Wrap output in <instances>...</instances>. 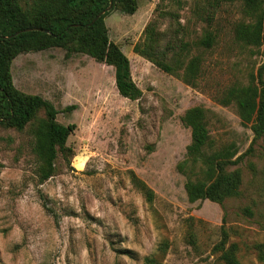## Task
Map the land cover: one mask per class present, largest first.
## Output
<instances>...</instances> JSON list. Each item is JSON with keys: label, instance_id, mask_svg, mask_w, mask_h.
Instances as JSON below:
<instances>
[{"label": "rangeland", "instance_id": "rangeland-1", "mask_svg": "<svg viewBox=\"0 0 264 264\" xmlns=\"http://www.w3.org/2000/svg\"><path fill=\"white\" fill-rule=\"evenodd\" d=\"M107 8L109 36L131 60L140 99L120 95L115 68L85 53L51 47L12 62L15 86L52 101L58 121L76 129L73 154L59 152L43 181L36 120L22 130L0 123V264H224L216 249L223 224L243 264H264V136L255 140L235 102L219 99L235 85L263 88L264 44L237 36L254 17L242 0H138L134 13L110 0ZM151 20L161 47L185 44L187 61L201 63L197 85L134 51ZM194 106L208 110L215 148L232 145L242 156L228 167L240 173V194L223 204L191 201L178 168L192 139L183 116Z\"/></svg>", "mask_w": 264, "mask_h": 264}, {"label": "trees", "instance_id": "trees-1", "mask_svg": "<svg viewBox=\"0 0 264 264\" xmlns=\"http://www.w3.org/2000/svg\"><path fill=\"white\" fill-rule=\"evenodd\" d=\"M110 0H0V123L24 129L36 120L34 152L41 160L38 171L41 180H46L56 171L59 152L73 154L68 138L76 124L65 125L58 121L55 104L39 94L19 90L14 83L11 65L22 52L41 51L61 47L71 53H85L99 62L115 68V82L123 97L140 99L142 89L132 77L131 60L123 49L109 36L105 17ZM123 10L134 13L138 0H113ZM246 12L254 21L241 24L237 36L247 44H264V0H242ZM212 34L205 36L203 44L210 46ZM177 47H179L177 49ZM185 44L160 45V33L156 21L145 27L144 39L137 42L134 51L156 64L166 72L177 74L186 82L198 84L201 63L195 57L187 61ZM262 74V73H260ZM263 88L254 85H235L219 97L223 103L235 102L244 124H249L254 139L264 136V80ZM75 105L65 108L71 111ZM43 111L44 116L38 118ZM183 121L191 127L192 139L186 157L179 162V171L185 175V188L191 201L210 199L223 204L226 198L240 194L241 176L238 171H229L230 165L240 161L232 145L215 148L209 128L208 110L194 106L186 111ZM252 148V147H251ZM250 148V149H251ZM209 149H212L209 151ZM264 150V148H263ZM149 199L152 190L137 179ZM223 239L216 245L224 264H243L235 242L228 244V231L222 225Z\"/></svg>", "mask_w": 264, "mask_h": 264}, {"label": "water", "instance_id": "water-1", "mask_svg": "<svg viewBox=\"0 0 264 264\" xmlns=\"http://www.w3.org/2000/svg\"><path fill=\"white\" fill-rule=\"evenodd\" d=\"M111 6H112V2H111L110 6H109L107 9L111 8ZM107 9H106V10H107ZM106 10H103V11H102V12L96 17V19H97L101 14L105 13Z\"/></svg>", "mask_w": 264, "mask_h": 264}]
</instances>
